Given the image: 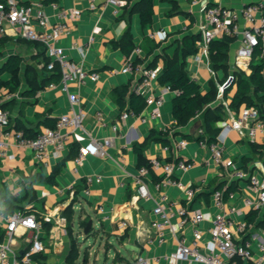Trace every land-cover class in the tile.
<instances>
[{
	"label": "crops",
	"instance_id": "0c3cea01",
	"mask_svg": "<svg viewBox=\"0 0 264 264\" xmlns=\"http://www.w3.org/2000/svg\"><path fill=\"white\" fill-rule=\"evenodd\" d=\"M34 1L37 0H20L23 4ZM138 1L141 0H127V4L118 11L113 4L105 0H96L94 9L90 7L91 0L58 1L60 8L82 10L78 18L70 21V30L61 37L59 44L70 59L89 71L99 73L96 81L73 83L67 91L61 85L52 86L53 82H47L35 95L26 94L29 88L28 79L33 76V73H27L29 65L34 72H38L34 76L38 80L41 77V83L53 74L45 66L48 55L43 49V44L18 36L11 26H8L6 34L0 37V67L11 55L16 54L22 58L20 85L16 91L10 88L12 74L8 71L0 73V80L3 81L0 84V105L5 104L11 111L13 127H16L18 121L28 129L29 135L44 130L69 112L72 106L71 94L77 95L78 107L83 108L86 113L81 126L72 130L68 145L62 153L55 154L54 148L49 147V157L42 160L34 150L11 142L7 153L13 157L7 156L0 160V208L8 213L19 208H32L38 219L43 220L40 236L47 247L43 253L47 264H77L71 258V254H76L72 252V239H78L79 234H83L81 221L88 222L90 219L93 220L96 236H100L102 241L106 240L107 249L114 247L111 243L114 240L127 250L128 255H125L116 248L115 256L119 253L124 258L123 261L130 263L138 255H144L150 258L151 264H169L156 258L176 249L181 240L190 243L193 239L192 224L180 226L182 217L177 213V209L182 205L204 213V220L199 227L202 234L201 244L208 249L212 221L218 212L213 198L216 189L224 190L227 206L237 209V212L231 214L236 236L253 238L255 251L258 240H264V225H259L264 220V205L251 208L245 203L246 197L254 199L257 196L249 178H237L231 168L216 164L209 148L197 140L188 139L187 145L176 153L174 150H167V145L155 139L154 130L170 129L171 145L168 146H173L180 138H185V134H195L203 124L201 116L198 115L187 125L173 128V100L176 96L174 92L165 94L159 118L150 119L151 107L146 105L141 112H136L142 114V117L131 115L117 131L113 130L112 125L118 122L121 112L129 107L127 103L126 108L121 110L115 100L114 89L128 86L130 93L142 79L141 71H121L127 61H132L143 69L152 68L151 63L163 68L165 57H172L176 53L181 56L185 37L196 34L199 35L198 51L186 57L185 69L201 85L203 92L210 90L212 83L218 85L219 90V86L237 70L234 66V55L240 44L239 36H235L236 40L231 44L227 71H214L210 67L209 58L203 56L200 59L202 14L194 0H153V19L146 25L142 23L140 9L133 10ZM210 1L212 4H222L235 9H241L250 2H264ZM45 12L50 25L60 21L59 9L52 4L45 5ZM241 24L245 25L243 19ZM129 25L134 47L130 53H126L116 42L123 37ZM162 31L166 32L165 37L159 34ZM137 48H141L142 52L138 54ZM244 72L250 74L251 70ZM44 76L46 79L42 80ZM162 85L159 78L154 80L149 92L159 94ZM234 92L235 86L226 98L228 102ZM220 102L221 99L217 98L209 105L214 107ZM261 105L264 107V101ZM245 106L248 105L243 103L238 110L230 108L222 119L215 122L220 128L217 138L220 136L224 139L226 156L235 162L237 168L249 175L264 177V135L258 134L252 139L247 129L238 131L227 128V124L239 117ZM99 111L103 112L104 124L97 117ZM106 137L111 138L107 154H89L83 163L77 166L75 157L80 147L93 139ZM136 145L142 148L141 154ZM153 157L167 160L182 158L191 162L192 166L188 170L179 171L176 175L186 184L198 188L195 197L189 201L185 190L173 184H166L157 190L154 182L162 179L163 173L160 169L150 172L148 177L153 197H140L134 183V175L138 172L141 162H149ZM58 165H61V171L56 176L57 183L53 184L46 180V176ZM89 175L101 176V180L88 183ZM229 187L231 189L226 196L225 192ZM161 193L168 195L166 208L171 209L173 216L166 241L150 242L156 233L153 221L158 216L154 213V207ZM71 202H74V208L80 210V213H75L68 224L65 212ZM100 206L103 211L99 209ZM241 216L243 220L238 219ZM122 220L128 222L126 227H121ZM241 222L247 223L246 232L237 231L236 227ZM4 226L5 223L0 226V242L4 240ZM63 226L67 230L65 233L61 231ZM53 229L58 230L55 237H52ZM20 233H23L22 230ZM75 234L77 237H74ZM24 245L21 237L15 247L21 251ZM78 253L80 254L79 251ZM112 264H115L114 259Z\"/></svg>",
	"mask_w": 264,
	"mask_h": 264
},
{
	"label": "built area",
	"instance_id": "2783aa9c",
	"mask_svg": "<svg viewBox=\"0 0 264 264\" xmlns=\"http://www.w3.org/2000/svg\"><path fill=\"white\" fill-rule=\"evenodd\" d=\"M90 7L96 8V0H91ZM113 4L117 11L127 4V0H105ZM199 5L202 14L201 32L202 41L200 42V59L205 56L209 58L210 43L214 39L224 36L240 37V44L234 55L235 69L241 71L251 70L250 63L255 49L259 46L262 51L259 58L264 59V2H250L241 9H235L222 4H212L210 0H194ZM55 8L59 9L58 16L60 21L50 25L45 12V5L42 0H37L29 4H23L20 0H0V37L7 32L8 26H11L18 36L29 41L43 44L46 54L50 58L48 69L54 70L59 66L61 79L59 82L51 83L52 86L61 85L64 90H68L73 83L84 84L88 80L96 81L99 73L89 71L83 65L73 61L68 57L64 48L59 44L61 37L70 30V21L78 18L82 10L79 8H60L58 2H51ZM245 21L242 26L241 20ZM164 37L166 32H159ZM155 35V34H154ZM137 53L142 49L137 48ZM161 66L152 68H141L132 61H127L122 72L130 73L141 71L142 79L135 88L137 93L145 97L146 105L151 107L149 118L157 119L161 116V108L165 102V94L174 92L180 93L178 89H173L169 84H163L159 94L149 92L151 84L159 78ZM231 76L225 83L219 86L218 98L230 111L229 102L224 98V91L232 82ZM72 106L66 114L60 116L54 127H47L36 135L26 134L24 129L12 126L11 111L0 105V160L12 155H8V147L13 144L27 147L35 151L36 155L44 160L50 155L49 147L54 148L55 154L62 153L68 145L72 130L81 126L86 116L83 108L78 107L79 98L76 94L70 95ZM131 115L142 117V114L131 110H124L119 116L118 122L112 125L113 130L117 131L122 123H125ZM97 117L104 124L103 112H97ZM145 120V118H143ZM228 129L242 131L248 130L249 137L255 139L258 134L264 135V118H262L260 109L255 105L245 106L240 116L227 124ZM198 134H203L200 129ZM188 143V139L180 138L173 146H166L167 150L179 152ZM199 143L207 146L211 151L213 161L219 166L231 168L237 178H249L252 189L256 193V198H245V203L251 208H259L264 205V177L259 175H249L242 169L237 168L235 162L226 156V145L220 136L216 141L208 143L201 139ZM111 145V138L93 139L87 145L80 147L75 157V162L81 165L89 154L106 155L107 147ZM192 166L191 162L185 159L167 160L160 157H153L149 160V165H141L138 172L134 175V183L140 197L151 199L153 197L149 188L150 172L162 170V179L154 182L157 190H160L166 184H173L185 190L186 197L190 201L198 191L196 186L186 184L176 174L179 171L188 170ZM93 180L100 181L101 176L87 177V182ZM88 191V190H87ZM1 194V188H0ZM214 204L218 208L213 221L209 248L206 249L201 244L200 223L204 220V213L200 210H190L187 206H180L177 213L182 217L180 226L186 223L192 224L193 239L190 243L181 240L176 249L158 256L156 260H165L169 264H264V240H258L256 251L253 238H239L234 231V221L231 214L237 212L234 207H228L224 190L216 189L213 194ZM169 201L166 193H161L154 207V213L158 216L153 221L155 235L150 242L164 243L168 236V227L171 222L173 212L166 208ZM99 209L103 211V207ZM4 226V240L0 242V264H45L42 258L47 250L46 245L41 239L40 231L43 228V220L38 219L33 212H27L24 208H19L12 213L5 212L0 208V226ZM128 222L122 220L121 227H126ZM240 233L247 231V223H238L236 227ZM22 230L23 233H20ZM62 232H67L63 226ZM58 230H52V237H55ZM25 242L21 251L15 247L19 238ZM245 262V263H244ZM131 264H151L150 258L144 255H138L131 261Z\"/></svg>",
	"mask_w": 264,
	"mask_h": 264
},
{
	"label": "trees",
	"instance_id": "16d2710c",
	"mask_svg": "<svg viewBox=\"0 0 264 264\" xmlns=\"http://www.w3.org/2000/svg\"><path fill=\"white\" fill-rule=\"evenodd\" d=\"M44 3L49 4L51 2H58L59 0H42ZM136 8L140 9L142 23L144 25L151 23L154 15V6L153 0H141L134 4L133 10ZM199 35L192 34L187 35L184 40L183 52L179 56L177 53L174 56H166L162 71L159 75V81L161 84H169L173 89H178L180 91L174 97L173 100V117L175 120L173 128H179L180 126L187 125L194 117L201 116L203 124L200 126V129L203 130V134H198V130L195 134H185L184 137L189 140L205 139L208 143L214 142L217 140L220 128L215 125V122L222 119L227 113V108L223 102L218 103L216 106L211 107L209 104L215 101L218 98V85L212 83L211 89L207 92H203L201 85L189 75L185 69L186 57L194 54L198 51L197 40ZM236 40L233 36H224L222 38L214 39L210 43L209 51V61L210 67L214 71L223 69L227 71L229 67V58H230V47L231 44ZM38 43V42H37ZM121 48L126 52L130 53L134 47L133 38L130 30V25L123 37L116 42ZM41 45V43H39ZM45 51V48L43 46ZM262 51V47L259 46L255 49L253 54L252 61L250 63L251 73L246 74L244 71L235 70L233 73V79L229 86L225 88L224 98H228L231 90L235 86V92L232 95L229 101V107L231 109L238 110L239 107L246 103L247 105L257 106L261 113L262 118H264V107L261 105V102L264 101V59L259 58ZM46 52V51H45ZM50 58H46L45 66L48 68ZM140 60V59H139ZM138 60V61H139ZM22 58L19 55H11L7 61L0 67V73L3 71H8L12 74L10 88L13 91L18 89L20 85L19 73L21 69ZM156 64L151 63L150 67H154ZM156 67V66H155ZM32 66L27 67V73H33L32 77H29V88L26 90V94L35 95L38 91L44 87L47 82H59L61 79V72L59 66H56L54 70H51L53 74L48 80H45L46 77H41L38 80L34 76L38 72H34ZM33 71V72H32ZM3 81L0 80V84ZM10 84V83H9ZM115 100L120 106L121 110H124L129 105L127 110L141 112L146 107L145 97L137 93L135 90H132L129 93V87L124 86L114 89ZM5 107V104L3 105ZM56 123V121H55ZM54 124H51L49 127H54ZM16 128L24 129L26 134H28V129L21 125L17 121ZM170 129L166 130H154L153 133L156 135L157 140L161 141L164 145H171L169 134ZM37 134V133H36ZM35 134V135H36ZM29 135V134H28ZM32 136V135H31ZM254 146H256L254 144ZM136 148L139 150V154L142 152V148L136 145ZM149 165V162L143 161L139 164ZM61 171V165L55 166L53 172L46 176V180L56 184V176ZM233 187V186H231ZM231 188H227L225 195H228V191ZM74 203V202H73ZM25 210L27 212H32L33 209L29 208ZM68 224L75 215V210L73 205L66 208ZM83 228L87 225V221H81ZM264 225V220L259 223V225ZM72 252L79 254L77 249V239H72ZM71 254L73 260L78 258V255ZM42 258H45L42 255ZM123 257L117 253L114 258V263L118 264L123 261ZM45 264L46 261H45Z\"/></svg>",
	"mask_w": 264,
	"mask_h": 264
},
{
	"label": "rangeland",
	"instance_id": "374dc122",
	"mask_svg": "<svg viewBox=\"0 0 264 264\" xmlns=\"http://www.w3.org/2000/svg\"><path fill=\"white\" fill-rule=\"evenodd\" d=\"M75 211L76 215L80 213V210H76V208ZM238 219L243 220V217H238ZM74 237H77V235L75 234ZM78 237L77 249L80 254H76L78 258L74 260L77 264H112L116 248L120 249L125 255H128L127 250L123 249L117 241H111L115 248L107 249L106 240L102 241L101 237L95 236L94 233L89 237H86L84 233L79 234ZM128 250H130V247H128Z\"/></svg>",
	"mask_w": 264,
	"mask_h": 264
},
{
	"label": "water",
	"instance_id": "95a60500",
	"mask_svg": "<svg viewBox=\"0 0 264 264\" xmlns=\"http://www.w3.org/2000/svg\"><path fill=\"white\" fill-rule=\"evenodd\" d=\"M73 205V209L75 210L74 208V203L71 202L70 204H68L67 207H71ZM76 213V211H75ZM94 226H93V220L90 219L88 222H87V225L85 226V228L83 229V233L86 237H89L91 235H94L96 236V232L94 231ZM118 264H131V262L129 263L128 261H122L121 263H118Z\"/></svg>",
	"mask_w": 264,
	"mask_h": 264
}]
</instances>
